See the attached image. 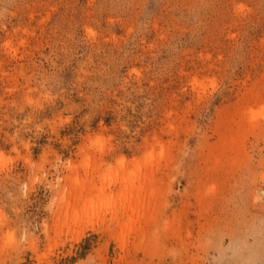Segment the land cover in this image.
I'll return each mask as SVG.
<instances>
[{"label":"rangeland","instance_id":"374dc122","mask_svg":"<svg viewBox=\"0 0 264 264\" xmlns=\"http://www.w3.org/2000/svg\"><path fill=\"white\" fill-rule=\"evenodd\" d=\"M263 189L264 0H0V264H264Z\"/></svg>","mask_w":264,"mask_h":264},{"label":"bare ground","instance_id":"6f19581e","mask_svg":"<svg viewBox=\"0 0 264 264\" xmlns=\"http://www.w3.org/2000/svg\"><path fill=\"white\" fill-rule=\"evenodd\" d=\"M234 135V134H233ZM232 138V137H231ZM234 138V137H233ZM229 141V140H228ZM227 143V142H226ZM231 144H232V142H231ZM235 144V143H234ZM233 149V148H232ZM224 150V149H223ZM135 173H136V171H135ZM134 172L133 173H131L130 175H129V177H127L126 178V181H127V186L128 187H130L128 190L126 189V188H121V189H123V190H120L119 191V193L117 194V198L119 199V201L120 202H122L123 204L124 203H126V202H124V201H126V199L128 200V199H131L132 197H133V195L135 194V193H137L138 191H139V188H143L144 186H141V184H139V186H135L134 184V179H135V177H136V175H138V174H135ZM128 176V175H127ZM140 176V175H139ZM122 178V177H121ZM125 178V177H124ZM124 178H123V180H124ZM143 180V179H142ZM136 182V181H135ZM145 181H143V184L144 185H147V184H145L144 183ZM147 188H149V187H147ZM209 188V187H208ZM148 190V189H147ZM150 190V189H149ZM155 191V190H154ZM213 192V191H212ZM211 193V192H210ZM209 193V194H210ZM149 195V194H148ZM150 196V195H149ZM152 196V195H151ZM124 197H126V199H124ZM112 203V202H111ZM132 209L133 208H131V207H126V212H128V211H132ZM130 221V220H129ZM123 227L124 228H129V223H126L125 225H123Z\"/></svg>","mask_w":264,"mask_h":264},{"label":"built area","instance_id":"2783aa9c","mask_svg":"<svg viewBox=\"0 0 264 264\" xmlns=\"http://www.w3.org/2000/svg\"><path fill=\"white\" fill-rule=\"evenodd\" d=\"M261 196H262V204H263V207H264V189L261 191Z\"/></svg>","mask_w":264,"mask_h":264}]
</instances>
